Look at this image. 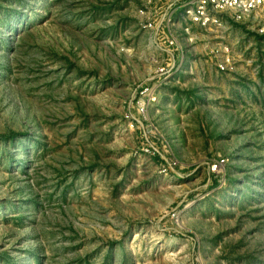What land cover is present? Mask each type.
Returning a JSON list of instances; mask_svg holds the SVG:
<instances>
[{"label": "rangeland", "instance_id": "obj_1", "mask_svg": "<svg viewBox=\"0 0 264 264\" xmlns=\"http://www.w3.org/2000/svg\"><path fill=\"white\" fill-rule=\"evenodd\" d=\"M182 8L0 0V264H264V9Z\"/></svg>", "mask_w": 264, "mask_h": 264}, {"label": "built area", "instance_id": "obj_2", "mask_svg": "<svg viewBox=\"0 0 264 264\" xmlns=\"http://www.w3.org/2000/svg\"><path fill=\"white\" fill-rule=\"evenodd\" d=\"M183 16L196 24L206 25L215 21V15L227 12L239 20L255 9H264V0H181ZM146 26L151 23L147 22Z\"/></svg>", "mask_w": 264, "mask_h": 264}]
</instances>
